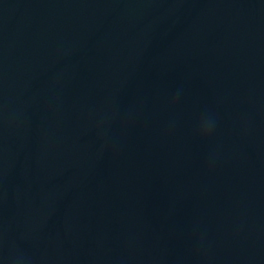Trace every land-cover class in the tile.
<instances>
[{"label":"water","instance_id":"obj_1","mask_svg":"<svg viewBox=\"0 0 264 264\" xmlns=\"http://www.w3.org/2000/svg\"><path fill=\"white\" fill-rule=\"evenodd\" d=\"M0 264H264V0H0Z\"/></svg>","mask_w":264,"mask_h":264},{"label":"clouds","instance_id":"obj_2","mask_svg":"<svg viewBox=\"0 0 264 264\" xmlns=\"http://www.w3.org/2000/svg\"><path fill=\"white\" fill-rule=\"evenodd\" d=\"M213 127L214 121L212 119H205L201 121L197 131L200 135H206L212 130Z\"/></svg>","mask_w":264,"mask_h":264}]
</instances>
